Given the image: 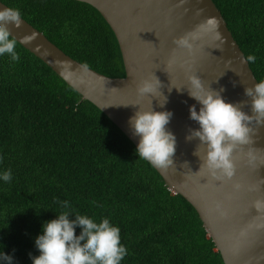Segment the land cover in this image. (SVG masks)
I'll return each instance as SVG.
<instances>
[{
    "label": "trees",
    "instance_id": "1",
    "mask_svg": "<svg viewBox=\"0 0 264 264\" xmlns=\"http://www.w3.org/2000/svg\"><path fill=\"white\" fill-rule=\"evenodd\" d=\"M0 2L71 59L109 78L125 76L116 38L91 6ZM212 2L244 57H256L248 64L257 82L264 80V0ZM16 52L18 61L0 56V176L12 173L9 182L0 178V257L32 264L42 226L68 211L70 220L108 219L120 229L127 249L120 264H223L194 208L124 134L18 43Z\"/></svg>",
    "mask_w": 264,
    "mask_h": 264
},
{
    "label": "water",
    "instance_id": "2",
    "mask_svg": "<svg viewBox=\"0 0 264 264\" xmlns=\"http://www.w3.org/2000/svg\"><path fill=\"white\" fill-rule=\"evenodd\" d=\"M74 1L97 10L112 30L123 61V78L106 77L71 59L22 18L21 28L9 25L11 34L82 100L102 112L135 148L140 137L132 134L128 122L139 108L172 112L166 128L176 137L174 166L165 172L146 161L170 192L194 208L223 264H264V207H254L257 200L264 201V125L253 121L250 142L233 150L231 179H216L207 167H201L203 161L194 152L197 149L203 157V146L198 138L185 140L189 128H199L189 118V108L195 105L199 112L201 107L188 94L189 77L200 78L206 88H223L221 95L229 103L250 101L244 96L245 88L257 82L249 64L241 63L244 54L220 11L212 0ZM5 7L0 2V9ZM209 19L219 22L223 43L215 38V31L204 30ZM193 32L199 38L192 41L191 53L173 43ZM33 34L30 43L23 41L22 37ZM157 78L161 88L156 96L138 94V85L145 80L155 83ZM243 111L252 115L250 103Z\"/></svg>",
    "mask_w": 264,
    "mask_h": 264
},
{
    "label": "clouds",
    "instance_id": "3",
    "mask_svg": "<svg viewBox=\"0 0 264 264\" xmlns=\"http://www.w3.org/2000/svg\"><path fill=\"white\" fill-rule=\"evenodd\" d=\"M22 23L23 20L18 9L8 7L0 9V56L8 54L13 61L19 60V54L16 52L17 40L11 34L9 25L19 29ZM204 30L215 31V38L223 43V36L219 32L217 20L209 19ZM34 38L35 34L22 37L25 43H30ZM198 38L199 33L193 32L175 38L173 43L178 48L186 49L191 53L194 47L192 41ZM255 60L254 55H248L243 57L241 63H254ZM189 80L191 87L188 89V94L201 107L199 112L195 105L189 108V118L197 122L199 128H189L185 140L190 142L198 138L199 145L203 146V157L198 154L197 149L194 152V155L203 161L201 167H207L216 179H231L235 173V165L232 160L233 150L238 145L250 142L249 133L252 131L250 125L253 121L264 125V80L256 82L252 87L245 88L244 96L249 97L250 101L242 100L237 103H229L224 100L221 95L224 91L223 88L218 91L211 87L206 88L200 78L196 76L189 77ZM235 83L233 81L234 86ZM160 88L161 83L158 78L155 83L145 80L137 86V92L141 96L146 94L156 96ZM168 90L171 92L172 89ZM166 102L167 97H165ZM249 103L252 115L243 111V108ZM164 104H160V106L163 107ZM172 115L173 113L170 111L141 110L139 108L128 122L132 134L140 137L136 154L140 159L147 160L165 172L174 166L173 156L176 151V137L166 128ZM0 178L9 182L12 178L11 170L5 171ZM234 187L239 189L240 185L236 184ZM61 203L63 208H69L67 201ZM254 207L257 210L261 209L264 207V201L257 200ZM69 216L68 211L61 212L57 214L56 219L48 221L42 226V234L35 240V246L40 254L35 257H31L29 254L32 264H120L127 254V249L121 245L118 227L112 226L108 219L96 223L87 216L75 215L74 220H70ZM77 226L82 229L79 236L75 233ZM0 259L5 264H12V257L5 253Z\"/></svg>",
    "mask_w": 264,
    "mask_h": 264
}]
</instances>
